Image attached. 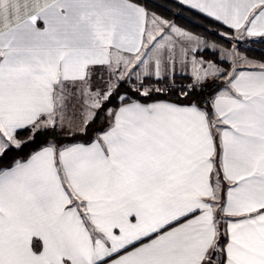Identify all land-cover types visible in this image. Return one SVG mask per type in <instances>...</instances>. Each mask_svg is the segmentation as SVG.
I'll use <instances>...</instances> for the list:
<instances>
[{"label":"snow or ice","instance_id":"obj_1","mask_svg":"<svg viewBox=\"0 0 264 264\" xmlns=\"http://www.w3.org/2000/svg\"><path fill=\"white\" fill-rule=\"evenodd\" d=\"M179 3L0 0V264H264V0Z\"/></svg>","mask_w":264,"mask_h":264},{"label":"trees","instance_id":"obj_2","mask_svg":"<svg viewBox=\"0 0 264 264\" xmlns=\"http://www.w3.org/2000/svg\"><path fill=\"white\" fill-rule=\"evenodd\" d=\"M151 2L154 5L153 11L158 15H162L165 18L172 20L178 26L195 34L204 36L205 28L219 29L221 31L227 29L226 25H222L220 22L212 20V18L207 17L196 9H192L187 5L179 3V0H151ZM243 41V45L240 46V49H242L248 57L264 62V43L260 42L259 39H245ZM186 77L188 76L177 75L174 78L177 84H183L188 82ZM219 88L206 90L204 98H210L209 93L214 95ZM160 98L168 99L170 97L162 96ZM171 98L175 99V97ZM99 126V121L93 125L94 128H98Z\"/></svg>","mask_w":264,"mask_h":264},{"label":"rangeland","instance_id":"obj_3","mask_svg":"<svg viewBox=\"0 0 264 264\" xmlns=\"http://www.w3.org/2000/svg\"><path fill=\"white\" fill-rule=\"evenodd\" d=\"M193 34L194 35H198V34H195V33H193ZM201 37H203V36H201ZM173 39L176 41V45H175V48H174V62L173 61H169V69H168L169 77L172 78L173 75H174V77L177 76V75L178 76L186 75V76L189 77L191 72H192L191 59H192V56L194 55V53H192L190 51V49L196 47L195 42L188 43L186 41H182L180 38L175 37V36L173 37ZM243 42H244L243 40L240 42V46L243 45ZM240 50H241L242 54L246 55L245 52L242 49H240ZM186 51L188 52L187 56H185V52ZM200 58L201 57L199 55L196 56V59H200ZM248 58L250 60L254 61L257 64L258 63H264L262 61H259V60H256V59H253V58H250V57H248ZM242 66H244V64L239 65L238 68L242 67ZM221 67H225V65H221ZM230 70L231 69H229V71ZM216 83L219 84L222 87L224 85L225 81L223 79H218L216 81ZM64 142L68 143V142H70V140L69 139H65Z\"/></svg>","mask_w":264,"mask_h":264},{"label":"crops","instance_id":"obj_4","mask_svg":"<svg viewBox=\"0 0 264 264\" xmlns=\"http://www.w3.org/2000/svg\"><path fill=\"white\" fill-rule=\"evenodd\" d=\"M247 39H258V38H247ZM237 70H238V71L249 72V71H257L258 69L250 68L249 66L244 65V66H242V67L237 68ZM224 87H225V83H224V85H223V86H222L217 92L221 91ZM217 92H216V93H217ZM216 93H215V94H216ZM226 184H227V182H225V185H226ZM225 191H226V187H225Z\"/></svg>","mask_w":264,"mask_h":264}]
</instances>
